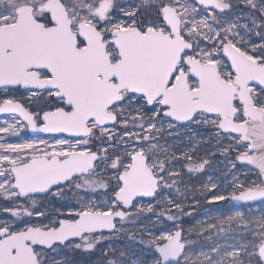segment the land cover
Listing matches in <instances>:
<instances>
[{
    "label": "snow or ice",
    "instance_id": "1",
    "mask_svg": "<svg viewBox=\"0 0 264 264\" xmlns=\"http://www.w3.org/2000/svg\"><path fill=\"white\" fill-rule=\"evenodd\" d=\"M0 114V264H264V0H0Z\"/></svg>",
    "mask_w": 264,
    "mask_h": 264
},
{
    "label": "rangeland",
    "instance_id": "2",
    "mask_svg": "<svg viewBox=\"0 0 264 264\" xmlns=\"http://www.w3.org/2000/svg\"><path fill=\"white\" fill-rule=\"evenodd\" d=\"M17 98H20L21 93H17L16 94ZM9 117L8 116H4V117H0V124H3V122L5 120H8ZM178 131L180 132V137L176 140H173L172 143L174 145L177 146L178 149H180V143L182 142L183 145L187 144L188 139L190 137L194 138L198 143H200V148H199V152L202 156L207 155L209 159L212 160V166L207 170V173L204 175V179H207V175L208 174H212L214 176H219L221 175L219 172L216 171L217 168L223 167V163H219V161H221L223 158L219 156V153H216L215 156L212 155L213 152H215V147L214 144L212 143H203L201 142L200 138L204 137L207 138L208 133L205 131H200L199 133H197L195 136H193V131L189 130V129H178ZM0 137H3V139H0V142H4V140H8L11 142H22L25 139H32V137H30L28 131H24L21 132L19 134V136H12V135H5V134H0ZM47 138V137H46ZM185 180L187 182V177H185ZM183 187V186H182ZM221 190L223 191V187L221 188ZM230 191V190H229ZM172 196L174 199L178 198L177 193L175 192V190H171L169 191L168 189H165L163 192H161L160 196L157 198L156 201H151L154 206L156 207V211L159 212L162 210L161 204L166 200L167 196ZM190 197H189V201H190ZM203 200V199H201ZM158 201L160 203H158ZM145 204L148 202L147 200H144ZM41 203L47 205V201H37V207H39L41 205ZM224 203V202H221ZM203 204L207 205V207H209L208 203L206 200L203 201ZM13 205H11L8 201H5L4 199L0 198V208L3 207H12ZM200 206V205H199ZM201 207V206H200ZM207 207L201 208L199 209L197 206L196 211L193 213V215H196V219H202L206 213H205V209ZM231 207V205H226L225 210ZM41 211H44L45 208H40ZM245 211H247V209L245 208ZM7 214H0V218H4ZM37 219L36 217H33V220ZM155 218L153 217V220ZM142 224H148L147 220H143L141 221ZM164 227H168L171 228V222L168 221L167 223H163V222H156L155 227L152 229V231L156 232V234H159V229L164 228ZM110 245L108 242L103 243L101 246H99L96 250L91 251V252H85L82 250H72V249H67L66 250V259L70 262V264H99L100 261H102L103 257L101 255V250L102 249H108ZM114 246L118 249H122L124 247H128V241L126 240V238L124 236H121L119 239L114 241ZM131 247H136V246H131ZM137 251H139L138 247L136 249Z\"/></svg>",
    "mask_w": 264,
    "mask_h": 264
},
{
    "label": "water",
    "instance_id": "3",
    "mask_svg": "<svg viewBox=\"0 0 264 264\" xmlns=\"http://www.w3.org/2000/svg\"><path fill=\"white\" fill-rule=\"evenodd\" d=\"M4 116H8L7 114H0V117H4ZM28 133L32 136V137H37V136H47V134H42V133H32L31 131H28ZM63 135V134H61ZM148 198H145V200H147Z\"/></svg>",
    "mask_w": 264,
    "mask_h": 264
},
{
    "label": "trees",
    "instance_id": "4",
    "mask_svg": "<svg viewBox=\"0 0 264 264\" xmlns=\"http://www.w3.org/2000/svg\"><path fill=\"white\" fill-rule=\"evenodd\" d=\"M203 201H204V200H201V201H200V206H201V207L198 206L199 209H201V208L204 207V206H203ZM196 215H197V214H195V217H196ZM184 219H185V225H184V226H185V227H188V221L191 220V217H185ZM102 260H103V259H102Z\"/></svg>",
    "mask_w": 264,
    "mask_h": 264
},
{
    "label": "flooded vegetation",
    "instance_id": "5",
    "mask_svg": "<svg viewBox=\"0 0 264 264\" xmlns=\"http://www.w3.org/2000/svg\"><path fill=\"white\" fill-rule=\"evenodd\" d=\"M203 206H204V207H207V205H205V204H203ZM204 207H203V208H204Z\"/></svg>",
    "mask_w": 264,
    "mask_h": 264
}]
</instances>
